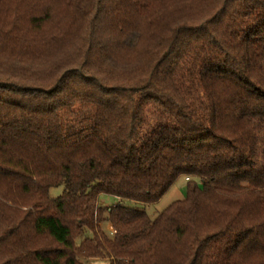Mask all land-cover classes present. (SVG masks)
I'll return each mask as SVG.
<instances>
[{"label":"trees","instance_id":"16d2710c","mask_svg":"<svg viewBox=\"0 0 264 264\" xmlns=\"http://www.w3.org/2000/svg\"><path fill=\"white\" fill-rule=\"evenodd\" d=\"M90 258L264 264V0H0V264Z\"/></svg>","mask_w":264,"mask_h":264},{"label":"rangeland","instance_id":"374dc122","mask_svg":"<svg viewBox=\"0 0 264 264\" xmlns=\"http://www.w3.org/2000/svg\"><path fill=\"white\" fill-rule=\"evenodd\" d=\"M188 178L182 176L180 177L174 185L170 188V190L158 201L155 203H143L138 201L132 200H122L120 198L101 194L99 196V204L101 206H113L118 203H122L127 207L135 208L139 210L146 211L151 217L157 216L158 213L162 212L166 207H168L171 203L176 200L183 199L185 197V189L187 186ZM63 191V186L51 188L50 194L53 197L60 195ZM103 228L106 230V233L109 236H112V226L110 222H105L103 224ZM84 264H111V262L107 261L106 259L101 258H90L84 259Z\"/></svg>","mask_w":264,"mask_h":264},{"label":"crops","instance_id":"0c3cea01","mask_svg":"<svg viewBox=\"0 0 264 264\" xmlns=\"http://www.w3.org/2000/svg\"><path fill=\"white\" fill-rule=\"evenodd\" d=\"M185 192H186V189H185Z\"/></svg>","mask_w":264,"mask_h":264}]
</instances>
